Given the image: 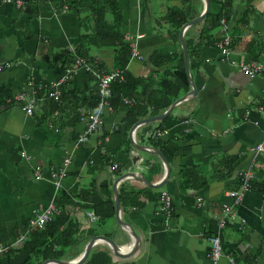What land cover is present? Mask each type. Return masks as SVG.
Wrapping results in <instances>:
<instances>
[{"label":"crops","instance_id":"crops-1","mask_svg":"<svg viewBox=\"0 0 264 264\" xmlns=\"http://www.w3.org/2000/svg\"><path fill=\"white\" fill-rule=\"evenodd\" d=\"M17 1L0 0V64L9 63L0 71V89L5 91L0 99L10 95L4 98L6 103L0 100V245L11 244L21 235L26 239L35 212L53 203L78 224L76 256L99 234L127 251L130 235L116 218L117 194L120 218L131 224L141 244L134 255L118 258L106 243H95L89 254L105 250L109 264H230L228 256L235 258L234 264H264V154L252 152L263 133L264 72L247 76L238 66L249 60L264 65V0L233 2L231 18L226 20L231 35L229 59H223L215 45L221 35L219 26L207 31L210 36L201 35L203 21L186 28L183 38L197 95L175 105L165 118L139 124L168 108L153 110L140 93L150 83L157 101L158 84L174 67L169 63L153 67L151 55L182 52L181 27L176 30L167 14L188 7L193 19L203 11V0ZM102 7L109 23L120 22L123 40L125 33L141 35L137 51L143 58H131L126 65L129 77L143 80L131 97V104L139 103L132 113L126 102L106 106L99 112L100 127L77 143L87 126L88 108L80 106L76 119L71 107L79 97L86 101L95 93L89 72L74 62L77 47L87 49L89 56L81 57L98 69H117L118 44L87 47L80 43L82 37L93 35L95 12ZM247 10L251 13L246 22L240 21ZM255 39L260 45L250 44ZM60 52L74 57L65 68L52 61ZM67 70L75 71L60 86V97L53 99L58 103L64 91L66 98L62 108L52 111L51 83ZM22 91L36 99L30 115L21 108L23 102L12 98ZM160 130L167 133L160 137ZM156 151L169 163L167 177ZM67 157L65 174L59 176ZM248 169L254 170L255 178L233 206L234 218L219 232L223 255L213 263L207 256V239L216 233L213 215L224 204H232L227 192L239 188ZM161 180L159 187L148 184ZM163 191L172 198L167 217L160 211ZM112 208L110 214H102ZM87 212H93L94 222ZM144 243L145 252L139 257Z\"/></svg>","mask_w":264,"mask_h":264},{"label":"trees","instance_id":"trees-1","mask_svg":"<svg viewBox=\"0 0 264 264\" xmlns=\"http://www.w3.org/2000/svg\"><path fill=\"white\" fill-rule=\"evenodd\" d=\"M209 1L210 7L207 16L200 20L205 22V25L201 30V35L204 34L205 36H210V34H206L207 31H211L212 29L218 27L221 19L228 21L231 18L232 4L235 0ZM70 6H72V4H70ZM102 8H99L95 12V27L93 35L82 37L80 43L87 47H103L118 44L119 49H116L117 55L115 57V65L117 66V69L123 70L124 81L116 80L111 84L112 96L110 98V104L112 106H119L121 103H124V97L131 98L137 94V90L141 86L140 82L143 80H141V78H133L128 76L129 73L127 72L126 65L129 61L131 53L129 43L123 40V36L119 28L120 22L117 21L115 24L109 23L106 20L105 14L101 13L102 11H105L104 7ZM248 13L250 14L251 11L247 10L244 12V14L240 17V21L246 22V18L249 15ZM191 18L192 16L188 13V7L181 10L172 9L166 16L167 21L172 26H174L176 30H178ZM256 43L259 44L257 39L253 40V43L250 44L254 45ZM250 44L249 46H251ZM76 53L78 56H83L86 58L89 56L87 49H82L80 47H77ZM73 58L74 57L70 52H60L52 56V61L60 62L63 68H65L67 65L73 62ZM149 61L153 67L159 65L161 66L164 63L174 65L173 70L166 74L167 77L163 75L160 83L158 84V88L160 87L159 93H154L157 101H155L153 96H151L153 94L151 92L153 89L150 83H147V86H144L140 89L141 96H143V98H147V105L151 106L153 110L157 108L159 110H164L173 100L190 90L189 80L185 71L183 54L181 51L178 55L153 54L149 57ZM170 74L171 76H169ZM89 75L90 80H92L95 84V93L92 96L89 95L86 101L79 97L78 103L71 107L70 111L76 114V119L78 118L77 110L80 108V106L89 109L95 106L99 101L96 78L93 77L91 73H89ZM4 92L5 91L3 89H0L1 95L4 94ZM9 97L10 95L6 93L5 96L2 97V100H0L5 101L6 103V99H9ZM49 98L51 100V110L56 111L57 109L62 108V102H64L66 98V91H64V94L62 92V98L58 101V103L54 101L53 97ZM138 103L139 102H135L134 104L126 105L128 106L129 113L135 111ZM142 103L144 105V101ZM261 183L263 184V182ZM111 212H113V208L110 209L109 213L102 214H110ZM69 217L70 216L65 212L55 213L43 227L29 228L26 239L18 244L10 246L7 251L0 253V264H40L43 260L48 258H55L59 260L74 258L78 253L73 249L79 242V227L78 224ZM235 261L236 260L234 258V262ZM109 263L110 256L107 251L95 250L91 252L80 264Z\"/></svg>","mask_w":264,"mask_h":264},{"label":"built area","instance_id":"built-area-1","mask_svg":"<svg viewBox=\"0 0 264 264\" xmlns=\"http://www.w3.org/2000/svg\"><path fill=\"white\" fill-rule=\"evenodd\" d=\"M7 2H10L11 0H5ZM18 4L21 2L18 0ZM64 9H66L64 7ZM219 28L221 30V35L217 40L215 41V45L219 49L223 59H229L230 56V41H231V35L229 34V25L226 20L221 19ZM141 35H136L132 37L129 33L124 34V40L129 43L130 46V58H140L143 57L139 54L137 51V40L139 39ZM74 62L77 67L84 69L85 71L91 73L93 77L96 78L97 81V88H98V95H99V101L93 108H89L87 111H85V116L87 117V126L83 133L80 134V136L77 139V143H82L86 141L89 137V134L92 133L97 127H100L102 124V117L99 114L100 110L105 108L106 106L110 105V98L112 96V89L111 84L118 80V81H124V72L121 69H113L111 71H103L98 69L95 66V63H91L90 60L83 58L81 56H77L74 58ZM9 65L8 62H4L0 64V71L7 67ZM238 66L242 72H244L247 76H256L264 72V65L256 60H249V61H242L238 62ZM75 70H67V72L58 80L51 83L52 90L50 92V96L58 99L60 97V86L65 82L69 76H71ZM28 85H32L31 82L28 83ZM13 99L23 102L21 104V108L25 111L26 114L30 115L34 112L36 99L34 97V94H31L27 91H22L16 94V96L12 97ZM124 102L128 103L129 105L133 103L132 98L125 97L123 99ZM82 116L84 115V112L81 110ZM167 133V130H160L157 131V134L161 137L162 135H165ZM252 152L256 155L264 154V124H263V133L262 138L252 147ZM70 162V159L67 157L63 161V166L59 171V176H63L65 174V165H67ZM113 167H116L117 164L113 163ZM35 178H40V172H35ZM255 178V172L254 170H246L242 173L241 176V182L239 185V188L236 190H230L227 192V195L232 198V204H224L219 213H216L213 215V219L215 221L216 226V233L213 235H210L207 239L209 242V250L207 256L209 259L216 263L221 256L222 253V247H221V238L219 235V232L221 229L229 222V220L234 218L235 212L233 210V206L238 204L245 192L250 189L251 182ZM161 199V207L160 211L167 217L170 215L172 211V198L169 195L168 192L163 191L160 194ZM201 197L198 198L200 200ZM59 213V210L56 208V206L53 203H49L44 208H41L37 210L34 214V216L30 219L29 227H43L53 216V214ZM87 217L91 222L95 221V215L93 212H87ZM25 235L19 236V238L11 243L6 245H0V253L5 252L9 249L10 246L18 244L23 241ZM230 264H234V258L233 256H228Z\"/></svg>","mask_w":264,"mask_h":264},{"label":"water","instance_id":"water-1","mask_svg":"<svg viewBox=\"0 0 264 264\" xmlns=\"http://www.w3.org/2000/svg\"><path fill=\"white\" fill-rule=\"evenodd\" d=\"M203 2H204L203 11L197 17H195V18L187 21L186 23H184L181 26L180 32H179V40H180L181 47H182V54H183V59H184L185 71L187 73V77L189 80L190 90L187 91L186 93L182 94L178 98H176L168 106V108L164 112L157 114V115H154V116H151L147 119L139 120L136 124L145 123V122H149L152 120L163 119L173 110L175 105L179 104L180 102L187 100L188 98H190L192 96L197 95V92H198L197 87H196V85H195V83H194V81L190 75L189 54H188L187 47H186V44H185V41L183 38V32L189 26H191L192 24L204 19L207 16V13H208L209 7H210V1L209 0H203ZM156 153L161 157V159L163 161V164L165 166V176L164 177H167L169 175V172H170L169 163L167 162L166 158L159 151H156ZM148 184L152 187H159L160 185L163 184V180H161L157 184H154V183H148ZM115 207H116V218H117L118 222L120 223L121 226H123L129 232V235H130V241L127 244V246L129 248L127 251H123L121 248V245H118L117 243H115L113 241V239H111L105 235L99 234V235L93 236L90 239V241L86 244L83 252L80 253L75 258H72L69 260H59V259H55V258H48V259L43 260L40 264H80L87 258L91 247L95 243H98V242L106 243L108 245V247L110 248V250L112 251V253L118 257L128 258V257L134 255V253L139 249V246L141 244V237L135 232V230L133 229L131 224L121 220L119 197L117 194L115 195ZM145 249H146V243L143 244V247H142L143 252L140 254L139 257H141L143 255V253L145 252Z\"/></svg>","mask_w":264,"mask_h":264},{"label":"bare ground","instance_id":"bare-ground-1","mask_svg":"<svg viewBox=\"0 0 264 264\" xmlns=\"http://www.w3.org/2000/svg\"><path fill=\"white\" fill-rule=\"evenodd\" d=\"M119 258V257H118Z\"/></svg>","mask_w":264,"mask_h":264}]
</instances>
